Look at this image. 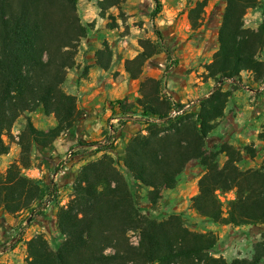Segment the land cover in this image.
<instances>
[{
    "label": "trees",
    "instance_id": "trees-1",
    "mask_svg": "<svg viewBox=\"0 0 264 264\" xmlns=\"http://www.w3.org/2000/svg\"><path fill=\"white\" fill-rule=\"evenodd\" d=\"M81 1L0 0V156L9 153L14 128L20 130L17 143L22 151L18 161L0 170V220L35 213L42 205L49 184L28 177L23 169L35 159L52 171L53 157L41 150L75 131L86 117L78 96L66 90L70 72L80 71L79 82L87 78L92 66L109 70L113 65V50L106 41L95 51L93 64L78 63L79 46L93 28L79 15ZM87 1L95 2L101 17L120 3ZM210 1H191L188 20L192 35L204 25ZM156 2L161 9L159 0ZM221 4L218 48L200 73L204 81L217 83L215 90L184 109L185 104L166 96L162 77H149L139 81L140 95L134 101H110L112 118L123 121L134 114L146 133L141 130L132 135L121 155L112 143L98 147L97 151L104 152L73 173L71 182L66 183L71 187L68 203L48 217L50 222L43 223L46 232L25 241L26 264L264 261V232L254 241L250 257L229 260L218 254L217 231L196 229L200 224L264 227V160L258 167L241 166L246 158H254L258 149L253 144H232L220 136L211 138L226 115L234 88L243 85L262 92L264 19L253 28L246 25L245 17L249 10L264 7V0H219L216 8ZM159 38L140 39L142 50L124 61L130 80L140 79L144 67L164 51V36L160 34ZM245 73L249 84L244 80ZM174 109L184 110L172 116ZM36 112L53 117L56 124L39 128L32 118ZM262 126L259 138L264 142V120ZM86 144L90 143H80ZM222 154L226 156L223 164ZM190 165L199 168L197 192L190 198L197 220L185 212L155 213L139 205L140 188L151 189L157 200L163 189L176 187ZM227 192H233L234 198L222 201L220 194ZM29 218L26 216V220ZM131 232L138 236L137 243L131 240Z\"/></svg>",
    "mask_w": 264,
    "mask_h": 264
},
{
    "label": "rangeland",
    "instance_id": "rangeland-1",
    "mask_svg": "<svg viewBox=\"0 0 264 264\" xmlns=\"http://www.w3.org/2000/svg\"><path fill=\"white\" fill-rule=\"evenodd\" d=\"M191 1L196 0H159L161 4V9H157L156 0H120V3L117 6L111 7L107 10L106 16L101 17L99 14V8L95 4V2H89L87 0H83L80 2L78 7L79 15L81 16L84 23H92L93 28H91L88 32L87 38L83 39L77 53V61L81 65V60L87 57L90 54L91 49L90 44L93 47H102L104 41L108 42L110 47L113 50V58L115 59V55L118 59L116 61L113 60V65L109 69V77L113 81L116 82L114 85H110L112 88L109 90L110 95L115 98L112 101L118 99H125L129 102L134 101V98L130 95L126 98H121L122 95H125L126 89L129 94L131 92V87L129 85H125L126 80L119 77L120 71L116 70L118 68L124 67V61L127 58L135 57L141 50L142 46L140 45V39L149 38L151 40H159L160 34L164 36L163 45L164 51L155 56L154 59L150 62L151 68L155 67L157 63L160 61L162 57H165L167 62L165 66L162 68L160 76L155 77L150 74L151 68L148 69V66L144 67V71L140 77V79L135 80L137 83L136 87L139 90V81L146 80L149 77L153 78H163L166 83L164 88V93L166 96L171 97V99L175 102H180L183 104H195L197 100L201 97L208 96L212 93L217 87V83L215 81L209 83V86L202 83L204 80L199 79L200 73L203 71L201 62L199 65H196L190 60V57L187 58L185 64H180L179 58L177 57V45L175 43L176 35H173V24H171V20L176 17H184L187 14L188 17V9L191 6ZM219 0H211L209 2V8L206 12L205 20H207V24L212 22V13L216 10V15L222 13L223 4L217 9L216 4ZM155 16L151 17V14L155 11ZM168 10L174 11L175 14L171 15L168 13ZM215 15V17H216ZM112 16V17H111ZM168 16L169 18H166ZM264 19V7H258L255 9H251L248 11L245 21L246 25L249 27L256 28L259 23ZM170 20V21H169ZM189 22V20H188ZM112 25L113 27H111ZM184 24H180L182 26ZM182 28V27H181ZM200 31L196 32L191 37L199 34ZM172 37V38H171ZM90 43V44H89ZM119 56V57H118ZM94 58V54H92L91 58ZM166 66H169L168 69ZM107 70V71H109ZM116 70V71H115ZM173 74H177L178 77H182V81L177 82L175 85L171 77ZM80 75L79 72L71 71L69 74L70 81L66 85V90L70 93L74 94L75 84L82 83L83 79L79 80L78 77ZM183 77H187V81L184 82ZM117 78L119 80H117ZM104 79V78H103ZM244 80L247 84H249L248 74H244ZM91 82H97L95 79L90 80ZM112 81V80H111ZM129 81L133 84L134 81ZM129 82V83H130ZM174 85V87H173ZM95 87V86H92ZM128 87V88H127ZM178 87V88H177ZM136 89V88H134ZM260 91L257 92L255 89H250L248 86L240 85L239 88L233 89V96L228 104L227 112L225 117L223 118L221 124L226 125L229 122L230 116H235L236 114L242 115L248 113L250 110L247 108L248 104H253V106H261L264 108V104L261 103V100L264 97V85H261ZM175 92V93H174ZM180 92V99L178 93ZM78 96V105H79V92L75 94ZM131 98L132 100H129ZM183 100V101H181ZM264 100V99H263ZM241 105V109H239ZM108 106L110 107L109 103ZM80 107V106H79ZM237 108V109H236ZM105 109V108H104ZM84 110V109H83ZM85 120L89 116H94L93 111H86ZM236 113V114H234ZM98 116L97 114H95ZM130 118H123V121H120V118H113L112 120V128H110L109 137V119L105 121V125L103 128V133L96 137H88L87 136H78L83 134L82 126L80 124L83 123V120L76 126L75 131H70L62 135L61 140L65 137L67 139L71 138L72 142L65 145V148L56 152L52 150V148L41 150L42 153H47L48 156L53 157L52 163V171H48V165L46 163H40L39 161L36 163L38 167L44 169L49 173V177L55 174L56 177L60 174L63 175L60 179V184L56 187L57 190H54L44 197V200L47 199L48 196L54 195L53 201L51 202V206L55 210V214L58 211L59 206L66 205L69 201L71 194V187L66 186V183L71 182L73 173H76L82 164L87 162L89 159L96 158L98 141L101 140V143L110 144L115 147V150L120 155L123 154L126 144L129 142V139L132 135L138 133L139 131H143L146 133L143 128V124L137 121V116L134 114L129 115ZM35 124L39 127L48 125L49 121H45L43 116L38 115L34 116ZM95 123V121H94ZM220 124V125H221ZM93 124H91L92 127ZM90 129L89 132H91ZM20 130L18 128L13 129V135L15 137L14 141L11 143V149L8 154L0 156V170H6V168L13 162L18 161L22 154L21 147L17 143L19 137ZM102 137V138H101ZM101 138V139H100ZM212 139L219 138L218 134L213 133L211 136ZM60 139V138H59ZM57 140L58 141L61 140ZM90 143L86 145H80V143ZM64 143V142H63ZM59 145V144H58ZM250 145V144H249ZM35 151L33 149L32 155L34 156ZM95 156V157H93ZM226 160V156L222 154L220 156L221 164ZM264 160V150H261L257 153L254 158H246L241 166L243 168L248 167H258L262 161ZM33 162V161H32ZM199 173V168L190 165L186 173H184L179 179L176 187L174 189H163L161 191V198L154 200V194L151 189L148 188H140L139 189V198L138 203L143 208L149 207L152 212L155 213H173V212H185L188 215H191L193 219L197 220V214H193L191 211V203L190 198L196 194L197 192V181L199 176L196 175ZM46 176V174H44ZM44 176V177H45ZM220 198L222 201H227L228 199L234 198L233 192L221 193ZM42 208V207H40ZM49 213H52L51 216L54 215V211L51 210ZM41 214V210L38 212L32 213L30 215V221L26 220V215H19L16 218L17 226L13 229L14 231H19L17 241L21 242L24 238H29V232L24 231L23 229H27L30 227V224H35L39 215ZM50 218V217H49ZM50 222V219L47 220ZM45 221V222H47ZM199 231H207L213 230L217 231L220 235V243L219 249L220 252L218 254L226 255L229 260L232 256H235L236 252L242 253L239 257H250L253 254V246L252 242L258 238H260L261 233L264 232V227L261 229L254 227H244V228H227L221 225L216 224H200L196 227ZM13 231V232H14ZM39 232H46V228L44 230H40ZM36 232L33 234L36 235ZM31 236V237H33ZM19 237V238H18ZM30 237V238H31ZM29 238V239H30ZM21 239V240H20ZM27 239V240H29ZM25 240V241H27ZM131 240L135 243L138 242V236L131 232ZM24 241V245H25ZM17 242V243H19ZM252 247V250H250ZM6 248V246H5ZM1 250V246H0ZM23 263L26 264V246L25 251H23ZM225 257V256H224ZM226 258V257H225ZM227 258V259H228ZM264 264V261L261 263Z\"/></svg>",
    "mask_w": 264,
    "mask_h": 264
},
{
    "label": "crops",
    "instance_id": "crops-1",
    "mask_svg": "<svg viewBox=\"0 0 264 264\" xmlns=\"http://www.w3.org/2000/svg\"><path fill=\"white\" fill-rule=\"evenodd\" d=\"M208 8L209 7H207V10ZM168 13H170L171 15L175 14L174 11H171V10H168ZM165 17L169 18L168 16H165ZM173 23L174 25L172 29L173 30L172 36L176 35V40H175V43L177 45L176 52H177V57L179 58L180 64L181 65L185 64V61L187 60L188 57H190V60H192V62L196 65H199L201 62L203 63L210 62L212 60L214 52L218 48L217 31L221 23V13L217 14L216 17H213L212 22L210 24H207V20H205L204 25H202V27L199 29L200 33L195 35L194 37H191L192 29H191L190 23L188 22L187 14L184 17L183 16L178 17V19H176V17L173 18L171 20V24ZM180 24H184V25L180 26ZM89 48L90 49L92 48L90 51L91 55H88L86 58L84 57L81 60L83 65H87V64L90 65L94 63V58L93 57L91 58V56L92 54L95 53V51L99 47L98 46L93 47V45L90 44ZM116 59L118 58L115 55L114 61H116ZM166 62H167L166 58L162 57L155 67L151 68V66H148L147 67L148 69L150 68L152 69L150 70V74H152V76H155V77L160 76L161 70L165 66ZM110 70L107 71L104 69H100L96 65L92 66L90 68L87 78L83 79L82 83L75 84V91L73 93L78 94L79 92V96L81 99L79 100L80 108L86 111L88 110L93 111L94 113V116L92 115V116L87 117L85 120H83V123L80 124V126H82L83 134H80L78 136L85 137L88 135V137L93 138L98 135H101L103 133L105 121L109 119V123H108L109 133L107 136L109 137V134L111 132L110 128H112L113 118L111 117L112 110L108 106V103L115 98L114 96L110 95L109 90L112 88L110 85L116 84V82L113 81L112 77L106 78V77H109ZM116 70L120 71L119 77L126 80L125 85L127 83V85L131 87L130 94L128 90L126 89L125 95H122L121 98H126L131 95L134 99H136L140 95L138 88L136 87L137 85L136 82L138 80L136 82L135 80H132L134 81L132 84L129 81L128 74L126 73L124 67L118 68ZM93 79H95L96 81L100 80L99 84L97 82H95L94 84V82L90 81ZM117 80L119 79L117 78ZM171 80L175 85L179 86L177 82L182 81V77H178L177 74H173V76L171 77ZM183 80L184 82H186L187 77L186 78L183 77ZM212 81L213 80L203 81L202 83L209 86V83H211ZM92 86H95V87H92ZM177 93H178L177 97H179L180 99L181 98L179 95L180 92H177ZM128 99L132 100L131 98H128ZM263 99L261 100V103L264 104ZM247 108L250 110L248 113L242 114V115H238L234 113L236 115L230 116L229 117L230 121L227 122L226 125L221 124L215 130L214 133L218 134L220 137L228 140L230 143L235 144V145H247V144L252 145L253 144L258 149V152H259L261 150H264V142L261 141L259 138V133L263 130L262 125H263V120H264V108L261 106H257V107L253 106V104H248ZM240 109H241V105L239 109L236 110V112H238ZM95 114H97L98 116H96ZM35 115H38V116L41 115V117L43 116L45 121L46 120L49 121L48 125H45L42 127L38 126L39 128L47 129L48 127L54 126L56 124V121L53 117H45L41 112H36L35 114H33L32 115L33 120H34ZM91 124H93L92 127H91ZM90 129H92L91 132H89ZM59 140H61V138ZM69 142H72V139L71 138L67 139L65 137L63 140L58 141V143H55V145L53 147H50V149L52 148V150L56 152L57 149L61 150L63 149V147L65 148V145L67 147V144ZM98 145H100L98 147H102L103 143H101V140L98 141ZM96 152L97 154L95 156L97 157L101 155L104 151L100 150ZM37 162H38L37 160L33 159L32 165L28 168L23 169L24 174L34 180H43L47 182L49 184L48 187H50V190H49V193H50L54 190V188H56L60 184V179L64 176L63 175L61 176L59 174L55 179L54 177L55 174L52 173V175L49 177L48 175L49 173H47V171H45L44 169L36 165ZM48 171L50 172L49 168H48ZM44 174H46V176ZM40 207L41 206H37L35 210V212H38L39 210H41V214L39 215L37 219V221L39 222H36L35 224L32 223L30 224V227H28L27 229H23L24 231L27 230L26 232L30 233L28 234L29 238L33 236L34 233L39 232L40 230H44L43 223H46L45 221L49 219L48 217H51L52 213H49L51 210H53L55 214V210L52 206L48 208H40ZM191 211L193 212V214H196L193 209ZM21 215L30 216L31 214H29V212H24ZM16 218L17 217H13L9 215L7 216L6 220L4 219L0 220V246H1L0 264H22L23 263L22 255H23V251H25L24 241L29 238L27 239L24 238L21 242L17 243L16 237L19 236L18 235L19 233H16V231H14L13 229L15 226H17ZM221 226H224L227 228H233L229 225H221ZM252 246H253V242H252ZM250 250H252V247H250ZM241 254L242 253L236 252L235 256H232L230 260L235 257L241 256ZM224 256L228 258L226 255Z\"/></svg>",
    "mask_w": 264,
    "mask_h": 264
},
{
    "label": "built area",
    "instance_id": "built-area-1",
    "mask_svg": "<svg viewBox=\"0 0 264 264\" xmlns=\"http://www.w3.org/2000/svg\"><path fill=\"white\" fill-rule=\"evenodd\" d=\"M192 106V104L188 103L185 105L184 109H189ZM184 109H174L172 111V116L177 115L178 113H181ZM54 195H50L45 199L41 205L42 208H48L51 207V202L53 201Z\"/></svg>",
    "mask_w": 264,
    "mask_h": 264
},
{
    "label": "water",
    "instance_id": "water-1",
    "mask_svg": "<svg viewBox=\"0 0 264 264\" xmlns=\"http://www.w3.org/2000/svg\"><path fill=\"white\" fill-rule=\"evenodd\" d=\"M30 221V219L28 220V222Z\"/></svg>",
    "mask_w": 264,
    "mask_h": 264
}]
</instances>
